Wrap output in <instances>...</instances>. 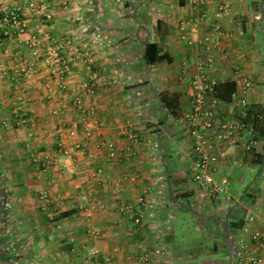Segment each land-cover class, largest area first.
I'll return each mask as SVG.
<instances>
[{"label":"crops","instance_id":"0c3cea01","mask_svg":"<svg viewBox=\"0 0 264 264\" xmlns=\"http://www.w3.org/2000/svg\"><path fill=\"white\" fill-rule=\"evenodd\" d=\"M186 1L48 0L41 7L48 18L45 24L26 12L32 33L69 38L91 51L94 64L74 69L69 81L79 88L85 104L96 109L102 127L86 138L64 93L55 91L51 100L46 99L42 61L17 43L10 45L11 56L0 49V63L10 68L23 59L38 66L31 86L15 87L0 75V252L7 253L0 264H84L86 252L92 249L113 264H144L136 259L162 249V255L146 264H183L188 252L176 245L175 217L184 211L204 221L206 216L194 206L211 208L190 180L192 160L184 115L191 89L182 78L194 74L199 55L182 41L179 30L180 23L197 15ZM10 6L24 9L25 0H0V12ZM217 9L216 2L210 1L205 8L210 21L189 29L188 34L199 38L209 34ZM218 23L229 36L220 40L215 53V76L220 83L231 81L236 73L248 77L254 83L247 94L249 105L264 106V0H234L231 15ZM148 44L158 45L166 60L147 65L143 57ZM94 72L98 73L97 90L87 97L80 85ZM18 91H24L25 110L36 123L32 142L37 150L54 152L55 131L60 126L77 132L76 139L66 140L77 165L74 175L61 174L55 166L45 171L37 168L24 147L29 129L2 126L11 119ZM164 95L177 97V118L164 108ZM130 125L139 135L138 144L127 137ZM131 151L134 156L129 155ZM244 155L228 150L218 164V175L234 167L255 168L253 156L241 164ZM248 188L240 198H245ZM43 191L49 193L47 209L42 207ZM183 194L190 196L182 198ZM90 204L95 206L97 236L88 234L85 227L84 210ZM213 204L219 205L218 210H229ZM121 206L139 209V224L125 216ZM255 223L264 227L258 220Z\"/></svg>","mask_w":264,"mask_h":264},{"label":"built area","instance_id":"2783aa9c","mask_svg":"<svg viewBox=\"0 0 264 264\" xmlns=\"http://www.w3.org/2000/svg\"><path fill=\"white\" fill-rule=\"evenodd\" d=\"M46 1L48 0H25L24 9L10 6L0 12V49L4 55L8 56H11L12 43L23 45L31 50L33 56L43 63L46 75L44 82L46 99L51 100L55 91L64 93L69 99L73 113L82 125L84 136L91 138L93 131L102 127V122L98 119L96 109L85 104L79 88L72 86L69 79L74 69L80 66H92L94 58L89 49L78 46L72 39L54 37L45 32L29 31L25 22L26 12L36 15L41 19L40 22L45 24L48 18L42 14L41 7ZM210 1H215L218 7V11L214 13V20L210 24V33L201 38L190 36L189 29H195L210 21V13L205 10ZM233 1L187 0V6L197 15L180 23L179 27L182 41L188 47L195 48L199 55L194 74L182 78V81L191 89L189 109L184 115L192 160L190 180L201 198L228 208L233 206L232 199L225 196L228 180L226 178H222L219 182L216 180L218 164L228 150L236 149L250 154L256 150L259 143L254 125L245 121L247 109L250 106L247 94L253 90V81L236 73L230 81L236 86L235 92L231 95L230 104L226 105L216 97L220 81L215 76V53L220 40L229 36L221 29L218 21L231 15ZM37 72L36 62L28 59H23L14 68L0 63V75L7 76L15 87L31 86ZM97 76L98 73L94 72L80 85L87 97H93L96 93ZM53 113L57 115L59 111L55 110ZM2 126L29 129L24 147L31 163L37 168L45 171L55 166L61 174H75L77 165L66 140L76 139L77 132L60 126L55 131L54 152L49 154L37 150L32 142L36 123L25 110L24 91H18L15 94L11 107V119L4 121ZM126 134L132 144L139 143V135L133 126L127 127ZM74 148L78 149L79 144H74ZM129 155L134 156L135 153L131 151ZM40 196L43 209H47L50 205L48 191H43ZM138 202L141 204L142 200L139 199ZM137 210L140 212L139 209ZM255 210L256 208L245 211L242 217L243 225L236 230L232 244L231 264H264V227L256 226ZM120 211L132 219L136 225L139 224V212L135 207L121 206ZM94 212L95 206L90 204L84 210V222L87 233L97 236L98 232L93 226ZM162 254V249L150 250L136 260L139 263H151L154 258ZM84 264H113V262L109 257H101L98 250L92 249L86 252Z\"/></svg>","mask_w":264,"mask_h":264},{"label":"rangeland","instance_id":"374dc122","mask_svg":"<svg viewBox=\"0 0 264 264\" xmlns=\"http://www.w3.org/2000/svg\"><path fill=\"white\" fill-rule=\"evenodd\" d=\"M255 154H264V143L259 142L254 152L244 155L245 157H242L241 160L244 161L241 164H246L245 160L251 159L252 156L256 158ZM226 172V174L219 173V175L229 178L225 196L232 199V208L227 211L225 208L218 210L219 207L217 206L219 205L213 204L210 200L204 201L200 197L203 203L211 204V208L202 204L200 207H196L197 204H193L200 213H204L203 215L206 217L203 218L206 220H194L184 211L175 217L176 245L188 252L184 254L186 259L183 258V264H230V251L236 231L232 228L227 229L228 220L231 219L232 222L242 220L245 210L255 207L258 217L254 221L258 220L260 226L264 223V170L259 171V166L256 165L255 168L249 166H245V168L234 167L232 170L227 169ZM234 174L237 177L242 175L245 178L243 180L236 179ZM219 175L216 176L218 182L222 179L218 178ZM246 188L249 191L245 198L242 197L244 198L242 200L240 195ZM235 203L237 206L234 205ZM228 212L230 214L226 216ZM213 221L216 222V227L213 226Z\"/></svg>","mask_w":264,"mask_h":264},{"label":"trees","instance_id":"16d2710c","mask_svg":"<svg viewBox=\"0 0 264 264\" xmlns=\"http://www.w3.org/2000/svg\"><path fill=\"white\" fill-rule=\"evenodd\" d=\"M144 62L147 65H158L166 60L164 55H160V49L156 44H148L145 49ZM236 86L233 82H224L220 83L217 87L216 97L225 103L226 105L231 102V95L235 92ZM166 111L171 114L173 117L177 118L180 116V107L175 95H164L161 97ZM245 121L250 122L254 125L257 132V140L264 143V106L261 105H250L247 109ZM255 159L253 162L259 166V171L264 170V154H255ZM182 198H189L190 195L183 194ZM190 216L194 220H202V217H199L195 213H190ZM195 222V221H194ZM229 228L234 229V231L241 228L243 225L242 220L238 221H229ZM1 240V239H0ZM231 254V251H230ZM2 255V256H1ZM7 256L6 252H0V260H4Z\"/></svg>","mask_w":264,"mask_h":264},{"label":"flooded vegetation","instance_id":"af4514ba","mask_svg":"<svg viewBox=\"0 0 264 264\" xmlns=\"http://www.w3.org/2000/svg\"><path fill=\"white\" fill-rule=\"evenodd\" d=\"M230 249V248H229ZM231 251H232V246H231ZM231 264V263H230Z\"/></svg>","mask_w":264,"mask_h":264},{"label":"water","instance_id":"95a60500","mask_svg":"<svg viewBox=\"0 0 264 264\" xmlns=\"http://www.w3.org/2000/svg\"><path fill=\"white\" fill-rule=\"evenodd\" d=\"M230 260H231V254H230Z\"/></svg>","mask_w":264,"mask_h":264}]
</instances>
